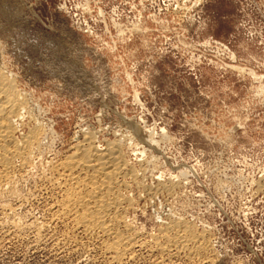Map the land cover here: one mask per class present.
Segmentation results:
<instances>
[{
  "label": "rangeland",
  "instance_id": "rangeland-1",
  "mask_svg": "<svg viewBox=\"0 0 264 264\" xmlns=\"http://www.w3.org/2000/svg\"><path fill=\"white\" fill-rule=\"evenodd\" d=\"M0 68L30 102L17 138L46 133L0 196V264H264V0H0ZM87 132L139 174L122 193L142 242L123 261L69 223L41 227L42 181ZM174 222L210 258L157 251Z\"/></svg>",
  "mask_w": 264,
  "mask_h": 264
},
{
  "label": "bare ground",
  "instance_id": "bare-ground-1",
  "mask_svg": "<svg viewBox=\"0 0 264 264\" xmlns=\"http://www.w3.org/2000/svg\"><path fill=\"white\" fill-rule=\"evenodd\" d=\"M29 103L11 75L0 68V196L16 187L12 188L14 182L29 171L36 155L43 152L46 133L39 123L28 129L27 133H22L21 139L17 138L18 128H23L25 113L29 112ZM107 144L104 149L99 148L95 135L87 132L83 141L73 145L69 155L59 161L53 160L50 174L44 175L41 186L52 195L53 204L47 208L49 218L40 225L46 228L55 221L69 223L81 240L91 237L103 240L105 251L110 252L112 260L118 262L131 256L134 247L142 242L132 225L124 219V210L133 205L122 193L128 180L138 181L139 174L134 168L131 169L119 141ZM158 189H151L150 194H157ZM34 227L40 230L37 225ZM153 247L162 254L171 251V248H188L206 259L210 258L212 252L210 240L184 222L167 226L155 239Z\"/></svg>",
  "mask_w": 264,
  "mask_h": 264
}]
</instances>
